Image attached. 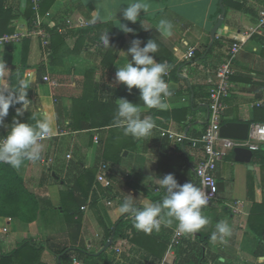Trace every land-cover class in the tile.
Segmentation results:
<instances>
[{
  "label": "crops",
  "instance_id": "crops-1",
  "mask_svg": "<svg viewBox=\"0 0 264 264\" xmlns=\"http://www.w3.org/2000/svg\"><path fill=\"white\" fill-rule=\"evenodd\" d=\"M129 2L41 0L35 13L30 0H0V40L31 30L36 21L48 30L63 27L50 35L47 48L36 35L0 42V61L7 67L0 73V89L10 87L14 68L31 67L23 75L31 81L27 90L31 103L18 119L34 124L33 117L47 114L53 125L51 137L41 141L39 158L26 160L19 171L12 168L34 195L37 211L30 222L0 215V255L27 239L35 249L17 254L12 264H20L22 257L31 259V264H264L263 142L251 150L248 163L236 161L233 149L228 150L216 167L223 188L202 208L209 223L172 245L175 224L145 234L118 209L129 195L138 207L161 201L156 197L164 193L157 190L155 179L169 173L180 184H195L193 167L202 154L186 143L161 137L156 128L136 140L113 124L116 100L126 98L141 107L142 118L151 116L157 126L199 136L208 119L207 75L228 57L232 42L256 25L264 0H147L150 11L147 15L141 11L139 17L144 29L134 26V33L128 34L118 21L92 22L96 9H107L117 10L121 23H130L122 17ZM161 19L173 23L172 37L156 30ZM80 22L88 24L80 27ZM105 31L112 48H105L99 39ZM136 38L144 43L155 40L159 46L155 59L169 65L164 76L172 92L164 98L167 110L145 109L137 89L129 93L115 82L118 67L131 60L124 52ZM190 46L194 55L185 59ZM37 65L42 70L33 68ZM232 67L223 123H264V26L241 44ZM16 107L20 105L10 107L6 125L16 116ZM5 134L7 128L0 127V135ZM101 163L108 167V185L97 180ZM220 221L229 224L232 235L227 243H212L211 234ZM64 248L72 250L64 256Z\"/></svg>",
  "mask_w": 264,
  "mask_h": 264
},
{
  "label": "clouds",
  "instance_id": "clouds-1",
  "mask_svg": "<svg viewBox=\"0 0 264 264\" xmlns=\"http://www.w3.org/2000/svg\"><path fill=\"white\" fill-rule=\"evenodd\" d=\"M141 11L146 15L150 11L147 0H131L122 10L124 21L135 24ZM116 13L107 9H96L92 22L109 23L118 21V27L125 34L134 33V29L116 19ZM174 25L167 19H161L156 30L165 37L173 36ZM105 48H109L110 37L107 31L99 37ZM142 43L144 46L142 47ZM159 46L153 39L146 43L136 38L130 42L127 57L131 60L118 67L115 73V82L123 84L129 93L135 88L139 91V102L145 109L167 110L168 104L164 98L171 97L168 83L164 76L169 70V65L157 62L155 56ZM6 63L0 61V73L6 70ZM31 85L30 79L21 78L14 86L0 89V127L7 128V134L0 136V163H6L19 171L27 161H36L42 151L41 141L53 134L52 120L47 114L35 123L20 122L26 111H29L31 101L28 99L27 90ZM114 114L113 124L122 129L125 136L140 140L148 137L157 126L151 116H141V107L126 98H119ZM15 108L16 116L10 125L5 124L10 107ZM210 183V181H209ZM157 190H162L164 195L161 201L146 203L138 207L131 195L123 200L118 212L121 215L128 214L132 218L133 227L137 231L151 234L159 232L161 227H171L175 224V231L184 235H195L208 223V217L202 214V208L208 205V194L192 182L178 183L174 174H166L162 178H156ZM232 235V230L226 221H220L215 225V231L211 234L212 243H227L226 238Z\"/></svg>",
  "mask_w": 264,
  "mask_h": 264
},
{
  "label": "built area",
  "instance_id": "built-area-1",
  "mask_svg": "<svg viewBox=\"0 0 264 264\" xmlns=\"http://www.w3.org/2000/svg\"><path fill=\"white\" fill-rule=\"evenodd\" d=\"M30 1L32 3V9L35 11V13H38L41 0ZM66 23L67 25H71L70 20H66ZM87 24V22H80L78 23V26L84 27ZM263 26L264 6L258 10L256 25L243 32L240 38H236L228 50V57L215 67L213 73H208V119L205 130L199 136L191 137L185 132H176L168 127H155L161 137L167 138L181 145L186 143L190 147L200 151L202 157L193 167V173L195 176V185L200 187L208 194V204L214 201L219 194V182L216 178V167L217 164L227 155L228 150L233 149L234 147H246L254 151L259 148V142L264 143V123H250L246 139L226 138L220 136L219 134L220 127L223 124L225 100L230 92V80L233 75L232 59L241 48V44L252 35L260 34L261 28ZM57 30L62 31L63 27L58 26ZM32 35H36L39 38L41 45L44 48H47L51 34L40 21H36L32 29L29 31L15 32L5 35L3 38H1L0 42H16L25 36ZM193 55L194 47L190 46L187 48L184 57L185 59H191ZM44 79H47V77H44ZM107 168L108 167L105 163H101L97 174V180L105 185H108V181L105 179ZM235 211H238L237 204L235 206ZM184 236V234L178 235L174 230L171 244H178Z\"/></svg>",
  "mask_w": 264,
  "mask_h": 264
},
{
  "label": "trees",
  "instance_id": "trees-1",
  "mask_svg": "<svg viewBox=\"0 0 264 264\" xmlns=\"http://www.w3.org/2000/svg\"><path fill=\"white\" fill-rule=\"evenodd\" d=\"M127 25L131 28L137 26L144 29L142 19H138L135 24L130 22ZM49 32L51 36L52 34H57V27L54 26L50 28ZM79 32L81 33V31ZM29 68L31 67L26 65L14 68L10 74V86H14L19 79L23 78L24 73L29 70ZM33 68L42 70V66L40 65ZM261 158L260 162L264 164V156ZM255 160H257V158H255ZM162 198L163 195H158L156 200H162ZM36 211L37 203L34 195L25 188L23 181L15 174L10 165L0 163V215L17 217L23 221L30 222L35 218ZM33 248L34 246L29 240L23 239L17 243L11 253L0 255V264H12L17 254L23 253L24 255L26 252L35 249ZM70 250L72 249L64 248L61 252H64V256H66ZM29 260L31 261V259H27V257H22L20 258V264H31ZM64 260H66V258L63 257V261ZM199 260H201V258H199Z\"/></svg>",
  "mask_w": 264,
  "mask_h": 264
},
{
  "label": "water",
  "instance_id": "water-1",
  "mask_svg": "<svg viewBox=\"0 0 264 264\" xmlns=\"http://www.w3.org/2000/svg\"><path fill=\"white\" fill-rule=\"evenodd\" d=\"M222 15L219 17L217 23L212 29V38H214L217 27L221 24ZM249 122H225L221 125L219 134L222 137L234 138V139H246L248 135ZM234 158L238 162L248 163L252 157V151L246 147H234L233 148ZM249 168H252L251 165ZM219 190H222L223 184L218 183ZM110 244V241L106 243V247Z\"/></svg>",
  "mask_w": 264,
  "mask_h": 264
},
{
  "label": "rangeland",
  "instance_id": "rangeland-1",
  "mask_svg": "<svg viewBox=\"0 0 264 264\" xmlns=\"http://www.w3.org/2000/svg\"><path fill=\"white\" fill-rule=\"evenodd\" d=\"M263 175H264V173H263ZM264 177V176H263Z\"/></svg>",
  "mask_w": 264,
  "mask_h": 264
}]
</instances>
